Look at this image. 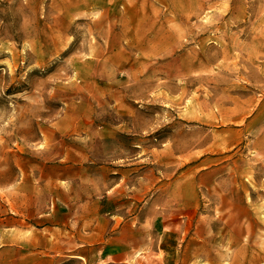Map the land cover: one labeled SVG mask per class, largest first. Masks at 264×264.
<instances>
[{
  "label": "rangeland",
  "instance_id": "374dc122",
  "mask_svg": "<svg viewBox=\"0 0 264 264\" xmlns=\"http://www.w3.org/2000/svg\"><path fill=\"white\" fill-rule=\"evenodd\" d=\"M86 210L264 264V0H0V264H89Z\"/></svg>",
  "mask_w": 264,
  "mask_h": 264
},
{
  "label": "crops",
  "instance_id": "0c3cea01",
  "mask_svg": "<svg viewBox=\"0 0 264 264\" xmlns=\"http://www.w3.org/2000/svg\"><path fill=\"white\" fill-rule=\"evenodd\" d=\"M82 218V219H81ZM80 220H71L72 225H68L71 229L56 226L54 233L58 236L60 241V234H68V240L63 241V244H71L69 250L74 253V258L79 263L82 261L89 262V264H97L100 258V264H191L186 258H181L177 248H172L171 242L165 244L161 250L163 258H151L149 251L145 246H133L130 243L121 244L113 235L118 228L117 222L110 217H95L94 211L86 210ZM28 246V245H27ZM31 246L27 247V249ZM188 248L185 247V253ZM27 261H33L34 253L32 250H26ZM159 253L156 252V255ZM17 260V259H15ZM211 264V262H208Z\"/></svg>",
  "mask_w": 264,
  "mask_h": 264
}]
</instances>
